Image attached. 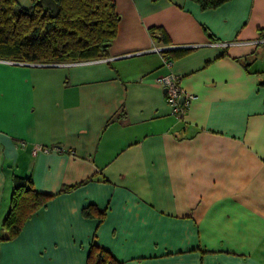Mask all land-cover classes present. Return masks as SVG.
I'll list each match as a JSON object with an SVG mask.
<instances>
[{
	"label": "crops",
	"instance_id": "crops-1",
	"mask_svg": "<svg viewBox=\"0 0 264 264\" xmlns=\"http://www.w3.org/2000/svg\"><path fill=\"white\" fill-rule=\"evenodd\" d=\"M113 1L105 56L0 59V223L16 177L53 194L0 264H264V0Z\"/></svg>",
	"mask_w": 264,
	"mask_h": 264
},
{
	"label": "trees",
	"instance_id": "trees-1",
	"mask_svg": "<svg viewBox=\"0 0 264 264\" xmlns=\"http://www.w3.org/2000/svg\"><path fill=\"white\" fill-rule=\"evenodd\" d=\"M202 9L214 8L226 0H193ZM118 13L113 0H30L28 6L16 0H0V59L16 62L56 63L103 57L117 30ZM74 187L62 186L60 191ZM53 194L38 191L29 177H16L10 206L0 227L3 239L16 236L23 222L51 199ZM88 204L82 208L91 215ZM97 214H103L100 211ZM95 264H115L108 251L92 243ZM109 257V261L104 257ZM89 260V259H88ZM91 264V261H89Z\"/></svg>",
	"mask_w": 264,
	"mask_h": 264
},
{
	"label": "built area",
	"instance_id": "built-area-1",
	"mask_svg": "<svg viewBox=\"0 0 264 264\" xmlns=\"http://www.w3.org/2000/svg\"><path fill=\"white\" fill-rule=\"evenodd\" d=\"M164 47L154 46L153 50L160 52ZM164 63L166 66H170L171 60L166 58L164 59ZM161 88L164 90L165 99L167 104L171 108L172 114L177 117L182 116L184 111V106L188 104L194 97V94L183 89L180 85V76L172 71H168L167 73L157 76L154 80ZM181 98L183 100L181 101ZM47 150L45 146L34 145L33 150Z\"/></svg>",
	"mask_w": 264,
	"mask_h": 264
},
{
	"label": "water",
	"instance_id": "water-1",
	"mask_svg": "<svg viewBox=\"0 0 264 264\" xmlns=\"http://www.w3.org/2000/svg\"><path fill=\"white\" fill-rule=\"evenodd\" d=\"M183 100V98H181V101Z\"/></svg>",
	"mask_w": 264,
	"mask_h": 264
}]
</instances>
